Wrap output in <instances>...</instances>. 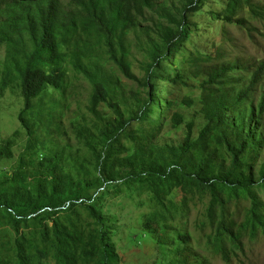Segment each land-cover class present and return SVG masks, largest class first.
Masks as SVG:
<instances>
[{
	"label": "trees",
	"instance_id": "1",
	"mask_svg": "<svg viewBox=\"0 0 264 264\" xmlns=\"http://www.w3.org/2000/svg\"><path fill=\"white\" fill-rule=\"evenodd\" d=\"M206 1L183 0L176 6L172 0H0V46L5 45L9 60L0 90L7 89L14 79L19 81L24 109L18 120L27 136L16 172L0 180V221L6 214L15 232L14 259L0 252V264L13 260L15 264H45L50 256L53 264H117L112 238L115 224L104 211V202L106 196L123 191L150 197L154 211L146 224L159 231L158 243L172 255L168 264H218L191 244L188 232L171 224L186 215L176 205L175 191L197 192L208 198L205 215L214 229L208 250L220 255L224 264H249L248 258L235 256L245 249L243 231L254 238L264 233V201L255 189V184L264 187V58L221 61L207 66L205 77L198 71L192 75L194 70L184 61L175 67L174 75H158L157 83L148 75L144 83L139 81L147 90L143 97L138 93L129 117L113 103L109 79L88 71L93 86L90 114L74 127L80 145L75 156L65 155L66 144L55 151L51 147L47 155L32 161L36 150L44 149L49 141L52 144L68 137L62 121L58 125L55 120L44 122L37 115L30 122L26 112L43 107V102L35 100L53 94L51 90L65 92L62 62L66 57L74 58L79 69L84 67L79 54L86 43L83 48L78 46L83 32L104 36L107 52L123 75L137 81L123 59L116 57L112 36L117 37L118 30L124 35L153 15L164 20L166 25L156 31L161 43L149 66L150 74L189 39L190 19L203 11ZM222 6L216 19L224 24L244 27L245 9L264 24V0H224ZM248 35L253 39L252 30ZM118 41L122 44V39ZM180 67L199 80L205 123L196 138V125L190 120L185 123L181 142L160 144L165 118L170 117L173 128L185 120L182 113H171V109L192 104L185 97L177 102L169 99L178 86H188ZM102 104L109 106L112 114L100 111ZM134 122L140 124L136 130ZM38 131L44 132L42 139H38ZM11 146L12 141H7L0 158L2 153L12 156ZM189 155L195 158L193 166L184 162ZM84 171L90 174L85 176ZM244 200L249 202L251 226L237 222ZM29 226L36 230L33 239L39 242H33L31 233L21 232ZM7 247L2 245L6 252Z\"/></svg>",
	"mask_w": 264,
	"mask_h": 264
},
{
	"label": "rangeland",
	"instance_id": "2",
	"mask_svg": "<svg viewBox=\"0 0 264 264\" xmlns=\"http://www.w3.org/2000/svg\"><path fill=\"white\" fill-rule=\"evenodd\" d=\"M66 1V0H64ZM163 1V0H161ZM176 6H180L183 0H172ZM222 1L224 0H208L203 6V11L193 15L190 19L189 39L179 45V48L171 55L167 61H162L155 66L149 74V66L153 62L156 47L161 43V39L157 35L159 27L166 25V22L157 15L148 19L146 22L139 24L137 28L129 30L124 35H119L120 30L113 37V47L115 55L118 59L122 58L128 66L129 71L137 79L131 80L127 78L115 62L110 57L108 51L107 40L104 36L96 34L94 31L83 32L85 35L78 38V46L82 47L86 43L81 55L80 61L84 64L79 69L70 56L66 57L62 62V68L65 79V92L51 90V95L44 96L35 102H43L41 108L36 106L26 112L30 122H33L37 115L44 122L55 120L58 125L59 121L63 122V126L68 133V137H64L50 144H45L44 149L36 150L33 158L37 162L42 155H47L50 148L53 151L57 148L68 145L67 154L75 156V151L80 147L76 139L74 127L83 124L89 113L88 107L90 97L93 92V86L86 76V72H98L101 77H105L110 81L111 95L113 103H118L125 116H130L135 108L138 93L144 96L146 89L141 86L148 75H152V81L157 83L158 75H174L175 67L180 65L182 61L187 63L198 75H205L204 69L207 66L218 64L221 61L232 60L239 61L240 58L246 61H257L264 58V24L251 17L248 9L244 10L243 16L246 18L247 24L244 27L236 25L224 24L216 19V15L222 10ZM258 2L259 0H252ZM253 28H256L254 30ZM252 30L253 39L248 35ZM122 39V44L118 41ZM263 41V43H262ZM73 49V42L71 43ZM6 48L3 44L0 46V88L3 79V73L6 70L7 62ZM181 68V67H180ZM183 75L188 79V86L176 88V91L169 94V99L181 100L184 97L191 100L190 106L173 107L171 113L178 111L184 115V123L178 128H173L170 117L165 118L162 133L158 137L160 144H178L182 141L186 134L185 123L194 120L195 128L193 135L196 138L198 131L205 123L201 113L200 103V87L199 80L191 78L187 75L185 68H181ZM172 73V74H171ZM205 77V76H203ZM201 77V79L203 78ZM200 79V80H201ZM140 81V83H139ZM202 81V80H201ZM55 91V92H54ZM36 103V104H37ZM24 109L23 98L21 94V86L19 81L13 80L12 84L4 91L0 90V149L6 146L7 141H12L11 157H6L3 153L0 158V180L11 177L19 166L18 161L20 154L24 150L26 144V134L20 128L18 120L21 111ZM103 113L110 115L112 111L109 106L102 104L99 108ZM25 114V115H26ZM139 123L132 124L133 129L139 128ZM43 131H38V139L43 138ZM37 139V140H38ZM127 146L131 147L130 141L124 139ZM82 159L84 154L80 156ZM184 162L193 166L196 164L195 158L191 155L184 159ZM32 167V166H31ZM92 176H95L93 168L90 167ZM90 171L84 175L90 174ZM30 177L27 178L26 184ZM255 189L259 198L264 201V187L255 184ZM175 193V194H174ZM176 205L180 210H184L186 215L182 218L177 217L172 221V225L180 232H188L191 236V244L196 246L203 254H208L213 263L224 264L220 255H216L211 250V239L214 235V229L208 225L205 215V209L208 205V198L199 193H182L175 191ZM150 197L146 193L138 194L136 191L125 193L120 192L118 196L108 195L105 197L104 211L111 215L114 220L115 233L113 235V243L115 246V254L117 256V264H168L167 261L172 255L161 246L157 239L159 231H154L147 227V216L154 209L150 207ZM248 201H242L239 206L240 214L238 217L239 226L252 225V217H250ZM233 210L235 207L233 205ZM3 215L0 221V252L6 253V256L14 259V240L15 232L7 221V215ZM177 231V232H179ZM23 233H31V239L34 243L39 242L33 239L36 230L29 226L28 229H21ZM168 232V231H163ZM174 237V235H171ZM243 239L244 252H238L235 259H247L249 264H264V233L261 231L259 236L254 238L250 233L243 231L241 234ZM8 244V252L2 249V245ZM230 245V244H229ZM234 254H232V257ZM51 256L45 264H53ZM15 264V260L11 262Z\"/></svg>",
	"mask_w": 264,
	"mask_h": 264
}]
</instances>
